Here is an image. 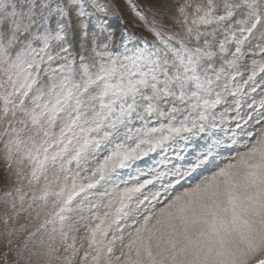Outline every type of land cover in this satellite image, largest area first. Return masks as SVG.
Listing matches in <instances>:
<instances>
[{
  "label": "snow or ice",
  "instance_id": "snow-or-ice-1",
  "mask_svg": "<svg viewBox=\"0 0 264 264\" xmlns=\"http://www.w3.org/2000/svg\"><path fill=\"white\" fill-rule=\"evenodd\" d=\"M129 3L0 0V264H264V0Z\"/></svg>",
  "mask_w": 264,
  "mask_h": 264
},
{
  "label": "rangeland",
  "instance_id": "rangeland-1",
  "mask_svg": "<svg viewBox=\"0 0 264 264\" xmlns=\"http://www.w3.org/2000/svg\"><path fill=\"white\" fill-rule=\"evenodd\" d=\"M140 3L141 0H136ZM110 3H115L116 7L113 10V14L109 16V23L113 29L119 31L120 29H127L128 31L137 32V34H145L142 30V26H139V22L134 20V14L131 11L129 0H110ZM242 150V149H240ZM235 152L225 153L221 159L220 166H224L234 156ZM210 173H205L208 175Z\"/></svg>",
  "mask_w": 264,
  "mask_h": 264
}]
</instances>
